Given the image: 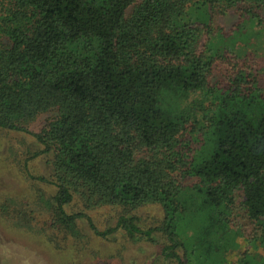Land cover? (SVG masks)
Segmentation results:
<instances>
[{"label": "trees", "instance_id": "obj_1", "mask_svg": "<svg viewBox=\"0 0 264 264\" xmlns=\"http://www.w3.org/2000/svg\"><path fill=\"white\" fill-rule=\"evenodd\" d=\"M263 10L264 0H0V133L30 136V160L45 159L38 180L52 192L36 203L49 229L75 242L83 220L101 240L157 247L151 264H264V93L252 74L264 38L216 26L230 11L264 26ZM9 203L0 214L29 229V204ZM149 208L159 218L144 228ZM100 211L114 220L106 231L91 223Z\"/></svg>", "mask_w": 264, "mask_h": 264}, {"label": "rangeland", "instance_id": "obj_2", "mask_svg": "<svg viewBox=\"0 0 264 264\" xmlns=\"http://www.w3.org/2000/svg\"><path fill=\"white\" fill-rule=\"evenodd\" d=\"M264 19V10L260 12ZM241 22V27L239 24ZM216 26L224 33L237 32L240 38L247 35H260L264 38V26L240 18L239 14L230 11L217 17ZM239 43L237 47H244ZM253 62V75L257 85L264 93V55L259 46ZM221 76L220 72L218 71ZM48 115L40 116L30 127V133H38ZM38 147L30 136L14 133H0V205L4 201L16 205L27 206L28 217L32 226L29 229L16 227V222L7 215L0 214V264H151L159 256L160 251L147 243L133 244L121 237L120 233L109 236V240H101L92 234L83 220L78 221L80 238L75 242L70 238L63 239L48 228V217L38 211L37 198L42 194H51L49 187L39 182L38 178L47 175L43 156H31ZM35 193V198H33ZM45 198V196L43 197ZM35 202V204H34ZM43 205V204H42ZM155 208L143 210L138 214L141 226L152 227L154 219L159 218ZM90 216V215H89ZM91 223L100 231H106L114 226L110 212L100 211L92 214ZM248 234L250 229L240 218L236 219ZM51 236L50 241L46 236ZM236 256L240 252L235 253Z\"/></svg>", "mask_w": 264, "mask_h": 264}]
</instances>
